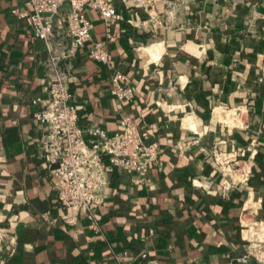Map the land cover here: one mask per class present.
Wrapping results in <instances>:
<instances>
[{"label":"crops","instance_id":"obj_1","mask_svg":"<svg viewBox=\"0 0 264 264\" xmlns=\"http://www.w3.org/2000/svg\"><path fill=\"white\" fill-rule=\"evenodd\" d=\"M21 5L0 0V264H115L116 254L134 264L240 257L248 196L264 218V0L122 7L110 31L87 10L91 42L109 50L135 96L123 104L108 93L110 72L88 57L87 44L69 80L79 125L113 135L124 118L139 120L159 143L162 162L144 183L109 169L103 201L91 213L57 202L61 181L44 161L45 131L34 118V101L47 96V53L11 13ZM216 152L236 156L244 172L234 174L226 195Z\"/></svg>","mask_w":264,"mask_h":264},{"label":"built area","instance_id":"obj_2","mask_svg":"<svg viewBox=\"0 0 264 264\" xmlns=\"http://www.w3.org/2000/svg\"><path fill=\"white\" fill-rule=\"evenodd\" d=\"M156 1L21 0L22 5L11 11L17 19L26 22L34 39L45 44L47 57L43 66L47 96L34 101L39 106L34 118L45 131L41 142L44 161L61 181L56 186L57 202L67 210L91 213L103 201L111 168L135 174V182L144 183L152 167L162 166L160 145L139 120L124 118L121 129L113 135L100 127H80V114L73 104L69 83L73 58L90 43L88 57L110 72L108 93L123 104L133 101L135 90L123 73L113 70L109 50L100 42H91L94 25L86 12H97L110 31L113 23L121 19L122 7L149 12L156 9ZM150 21H157V16L151 14ZM215 161L228 178L227 184L219 190L226 195L237 182L234 174L244 172L233 154L216 152ZM259 211L254 198L248 196L240 217L244 252L222 264H264V218ZM75 219L67 217L66 221L72 223ZM139 256L147 259L145 252ZM115 261V264H134L125 262L122 254H116Z\"/></svg>","mask_w":264,"mask_h":264},{"label":"bare ground","instance_id":"obj_3","mask_svg":"<svg viewBox=\"0 0 264 264\" xmlns=\"http://www.w3.org/2000/svg\"><path fill=\"white\" fill-rule=\"evenodd\" d=\"M221 116V113H218Z\"/></svg>","mask_w":264,"mask_h":264}]
</instances>
